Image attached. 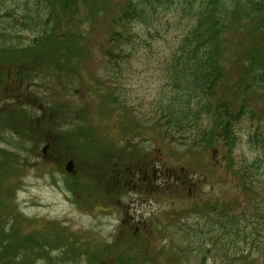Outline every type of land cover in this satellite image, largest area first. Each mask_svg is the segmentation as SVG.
I'll use <instances>...</instances> for the list:
<instances>
[{"label":"trees","instance_id":"16d2710c","mask_svg":"<svg viewBox=\"0 0 264 264\" xmlns=\"http://www.w3.org/2000/svg\"><path fill=\"white\" fill-rule=\"evenodd\" d=\"M99 24L105 35L104 70L115 73V79L133 69L141 51H155L174 28L176 44L159 62L161 96L147 106V125L140 126L189 151L221 148L228 172L244 193L261 197L264 204V110L250 107L248 100L239 103L241 86L238 92L229 87L240 69V80H248L245 93H264V0H0V138L11 133L32 143V153L46 145L43 153L63 171L72 161L75 171L65 185L79 205L92 206L97 198L109 204L138 186L143 189L156 163L150 154L142 155L138 145L100 142L94 130L76 123L80 115L71 109L72 102L57 95L58 86L64 91L72 87L76 60L90 53ZM235 46L244 49L237 53ZM30 97L39 103L26 102ZM248 119L258 123L248 144L263 156L236 163ZM23 159L0 145V264L52 261L53 241L40 231L24 234V220L19 224L14 207V176L25 167ZM230 212L209 204L199 211L210 229L204 235L211 238L210 248L197 239L185 249L165 246L158 255L160 249L151 248L148 236L137 233L143 220H129L125 247L120 240L79 247L78 264H191L199 259L197 252L206 257L218 247L216 256L237 253L231 264H238L244 254L238 243L250 232ZM215 232L226 241H215ZM254 244L259 252L264 249L257 240Z\"/></svg>","mask_w":264,"mask_h":264},{"label":"rangeland","instance_id":"374dc122","mask_svg":"<svg viewBox=\"0 0 264 264\" xmlns=\"http://www.w3.org/2000/svg\"><path fill=\"white\" fill-rule=\"evenodd\" d=\"M111 1L121 3L124 0ZM92 36L90 53L80 63L76 60V74L70 77L73 90L70 87L64 91L58 86L57 95L72 102L71 109L80 115L76 123L84 129L94 130L100 142L112 146L130 139L141 146L142 155L150 154L149 157L158 161L155 171L157 175L161 172V175L156 184L151 177H147L143 189L138 186L135 191H128L109 204L97 198L92 206L91 202L88 206L79 205L66 189L67 172L43 153L46 145L42 144L39 151L32 153V143L11 133L5 134L4 139L0 138V145L21 153L25 162L20 174L14 176L15 180L13 178L17 185L13 202L19 224L24 220L21 222L23 233L44 232L53 241L52 261L43 260L40 264H78L80 256L76 249L79 247L94 249L117 240L122 241L125 247L128 236L123 232L125 226L129 220L139 217L149 223L145 221V226H141L137 233L148 236L146 239L152 244L151 248L160 249L158 255L165 246L185 249L189 242L194 243L197 239L199 244L205 242L206 248H210L213 246L208 243L211 238L204 237L205 229L206 233L210 229L205 228V215L199 213L207 204L230 210V215L239 216L243 229L250 232L248 238L244 236L238 243L244 253L238 258V264H264V254H260L264 249L259 252L254 244L257 240L264 248V204L261 197L247 196L241 183L228 172L225 152L221 148L189 151L158 138L152 129H138L141 127L139 122L144 127L147 125L144 118L147 106L161 96L164 77L159 62L171 53L170 49L176 44L174 28L164 41L157 42L155 51H141L133 69L117 79L115 73L104 70L101 50L105 39L104 28L97 25ZM235 49L239 53L244 48L237 49L235 46ZM234 72L229 87L232 86L233 91L235 86L238 92L241 86L239 103L248 100L250 107L264 110V93H245L248 80H240V69ZM28 100L25 101L39 103L37 98L30 97ZM257 127L256 121L248 119L244 122L235 153L236 163L244 158L254 161L263 156L248 144ZM127 131L131 133L126 135ZM51 146H48L49 149ZM192 232L200 236L197 238L195 234L192 239L184 241L188 235L191 237ZM212 235L217 236L215 241L218 243L226 241L220 233ZM216 252L207 255V258L197 252L199 259L191 264H231L237 254L224 258L216 256Z\"/></svg>","mask_w":264,"mask_h":264},{"label":"water","instance_id":"95a60500","mask_svg":"<svg viewBox=\"0 0 264 264\" xmlns=\"http://www.w3.org/2000/svg\"><path fill=\"white\" fill-rule=\"evenodd\" d=\"M73 168H74L73 163H69V165L67 166V170L72 171Z\"/></svg>","mask_w":264,"mask_h":264}]
</instances>
